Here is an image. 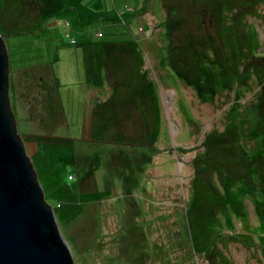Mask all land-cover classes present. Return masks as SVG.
Returning a JSON list of instances; mask_svg holds the SVG:
<instances>
[{"label":"rangeland","instance_id":"obj_1","mask_svg":"<svg viewBox=\"0 0 264 264\" xmlns=\"http://www.w3.org/2000/svg\"><path fill=\"white\" fill-rule=\"evenodd\" d=\"M0 33L73 264H264V0H0Z\"/></svg>","mask_w":264,"mask_h":264},{"label":"water","instance_id":"obj_2","mask_svg":"<svg viewBox=\"0 0 264 264\" xmlns=\"http://www.w3.org/2000/svg\"><path fill=\"white\" fill-rule=\"evenodd\" d=\"M9 76L7 45L0 33V264H73L17 130Z\"/></svg>","mask_w":264,"mask_h":264},{"label":"trees","instance_id":"obj_3","mask_svg":"<svg viewBox=\"0 0 264 264\" xmlns=\"http://www.w3.org/2000/svg\"><path fill=\"white\" fill-rule=\"evenodd\" d=\"M40 8H41V10L39 11L40 15H41V14H45V12H44V8H42V7H40ZM39 13H38V14H39ZM263 64H264V57H263ZM263 64H261L260 66H262V67L264 68V65H263ZM201 69H202V68H199L198 70H201ZM250 76H252V74H250ZM250 76H249V77H250ZM257 92H258V90L254 91V92H253V95L256 94ZM193 207H196V205H193ZM199 225L201 226L202 224L200 223ZM200 226L196 225V228H198V227H200ZM194 228H195V225H189V231H190V232H191V230L194 229ZM195 233H196V232H195ZM191 241H192L191 243H192V246H193V245H194V244H193V239H191ZM262 250H264V249H261V251H262ZM262 252H263V251H262ZM225 261H226V260H225ZM226 264H228V261L226 262Z\"/></svg>","mask_w":264,"mask_h":264},{"label":"bare ground","instance_id":"obj_4","mask_svg":"<svg viewBox=\"0 0 264 264\" xmlns=\"http://www.w3.org/2000/svg\"><path fill=\"white\" fill-rule=\"evenodd\" d=\"M181 164V163H180Z\"/></svg>","mask_w":264,"mask_h":264}]
</instances>
